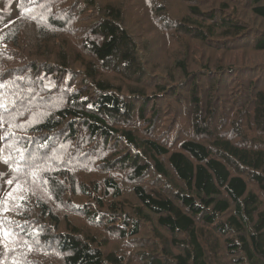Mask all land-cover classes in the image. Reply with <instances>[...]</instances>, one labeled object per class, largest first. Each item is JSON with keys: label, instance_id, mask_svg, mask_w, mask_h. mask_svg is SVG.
Masks as SVG:
<instances>
[{"label": "trees", "instance_id": "16d2710c", "mask_svg": "<svg viewBox=\"0 0 264 264\" xmlns=\"http://www.w3.org/2000/svg\"><path fill=\"white\" fill-rule=\"evenodd\" d=\"M170 2L0 0V264H264V0Z\"/></svg>", "mask_w": 264, "mask_h": 264}, {"label": "rangeland", "instance_id": "374dc122", "mask_svg": "<svg viewBox=\"0 0 264 264\" xmlns=\"http://www.w3.org/2000/svg\"><path fill=\"white\" fill-rule=\"evenodd\" d=\"M141 1H142V5L144 6V3H145V0H127V4L130 6L129 7V12L130 13H128V15L131 17V20H129L128 22H127V24H128V27L130 28V29H132V30H134V31H136V30H139L140 29V32L141 31H143L142 32V34H145V35H147L146 33H145V31L148 33L149 32V28H148V26H147V29L144 27V28H140L139 27V23L140 22H142V21H140V20H142V19H145V17L143 16V13L142 12H140V11H138V10H136V8L134 7L135 6V4H140L141 3ZM171 2H170V4H173L174 5V12L173 13H176V11L178 10V9H181L182 10V6L180 5V4H177V3H175L174 2V0H170ZM177 15H178V13H177ZM87 15L85 14V15H83V17H86ZM169 26H171V25H168V27ZM137 28V29H136ZM136 29V30H135ZM158 31V30H157ZM159 32V31H158ZM250 54H252V53H250ZM233 55H239V58L240 59H244L245 58V55H247L246 54V51H243V50H240V51H238V52H235V53H232L231 55H229V54H227V56L229 57V56H233ZM252 55H254L255 57V59H259V58H257L259 55H255V54H252ZM251 57H253V56H251ZM198 58H199V60H202V61H200L201 63L204 61V58H202V56L200 55V56H198ZM254 59V60H255ZM242 60L241 61H239V62H242ZM228 61V60H227ZM195 69H196V67H195ZM197 69H199V68H197ZM196 69V70H197ZM202 81V80H201ZM201 81L199 82V83H201ZM203 85H204V87L205 88H207V86H205V84L207 83V81L206 80H203ZM203 87V88H204Z\"/></svg>", "mask_w": 264, "mask_h": 264}, {"label": "snow or ice", "instance_id": "6c2138e0", "mask_svg": "<svg viewBox=\"0 0 264 264\" xmlns=\"http://www.w3.org/2000/svg\"><path fill=\"white\" fill-rule=\"evenodd\" d=\"M9 183H11V181H9ZM11 195V194H10Z\"/></svg>", "mask_w": 264, "mask_h": 264}]
</instances>
